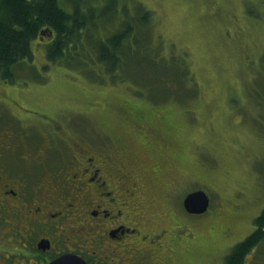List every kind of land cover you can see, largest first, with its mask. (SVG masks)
Segmentation results:
<instances>
[{"label":"rangeland","instance_id":"rangeland-1","mask_svg":"<svg viewBox=\"0 0 264 264\" xmlns=\"http://www.w3.org/2000/svg\"><path fill=\"white\" fill-rule=\"evenodd\" d=\"M128 1L132 10L141 4L153 11L157 50L174 72L165 81L145 74L159 80V91L137 98L128 79L113 85L109 75L95 71L82 79L60 64L47 66L43 84L45 46L33 44L38 66L16 79L29 88L1 82L0 112H8L7 124L9 113L22 118L19 139L31 146L43 134L48 140L55 127L66 136L78 130L73 137L83 146H106L113 134L115 142L122 137L132 143L127 151L139 162L133 177L138 191L126 192L143 224L124 220L138 230L114 239L96 227L101 242L89 252L97 264H226L264 208V0ZM143 83L145 93L154 85ZM163 93L169 101H162ZM161 161L159 174L150 170ZM145 172L167 187L166 196L148 195L153 177ZM25 178L35 179L33 173ZM197 186L212 196L204 216L189 215L180 204ZM70 236L76 240L77 233ZM254 252L249 263L264 264V246Z\"/></svg>","mask_w":264,"mask_h":264},{"label":"trees","instance_id":"trees-1","mask_svg":"<svg viewBox=\"0 0 264 264\" xmlns=\"http://www.w3.org/2000/svg\"><path fill=\"white\" fill-rule=\"evenodd\" d=\"M127 1L0 0V85L4 81L17 82L18 89L28 90L29 87L25 88L16 79L25 69L33 70L35 68L33 64L38 66L35 61L37 53L33 44L36 46L40 44L45 46L44 55L46 56L44 69L42 68L45 77L41 76L43 84L47 82V66L60 64L69 70L72 68V72L75 71L74 74L79 77L90 78L88 71H95V75L104 78L105 75H109L114 81V83L110 82L113 85L121 86L122 81L128 79L127 82L134 85V96L151 97V92L159 91V80L165 81L174 72L170 64L164 63V59L160 57L157 50L159 42L154 37L153 11L141 4H134L135 8L132 10L130 1ZM174 58V56L169 57L170 63ZM137 65L140 72L137 71ZM148 73L160 79L155 81L156 79L145 75ZM95 80L103 81L104 79ZM143 82H152L154 85L145 93L148 85ZM192 90L196 95L195 90ZM167 92L173 94L174 97L179 96L176 89L170 88ZM20 94L29 95L30 93L20 92ZM162 96H164L161 97L162 101H169L170 97H167V94L163 93ZM159 99L156 102L160 103ZM118 108L121 112L125 110L122 107ZM5 113L8 112L0 114V127L8 125L6 122L9 120L6 121L3 117ZM9 115L13 121L14 114L9 113ZM144 131L149 136L147 130ZM61 132L55 127L50 131L48 140L43 134L40 136V141L38 140L33 146L29 145L27 140H20V145L12 141L11 143L18 147L16 154L20 161L24 158L26 160L32 158L30 152H37L40 156V154H45L44 151L61 150L63 146L64 149L80 148L75 145L77 140L73 137L75 133L80 135L78 130L70 131V136ZM113 139L117 140V136L114 134L110 137L106 136L107 145L127 146V142L122 137L116 142ZM79 144L82 148L86 146ZM124 154L126 158L127 153ZM20 156L23 157L20 158ZM128 157L136 160L135 155L129 154ZM137 162L133 163L130 158H126L127 174L131 177L134 176L139 166ZM160 163L162 162L157 165L159 172ZM152 169L154 168L150 170ZM148 175L153 177L150 173ZM152 181V192L148 195L153 196L154 194L157 198L161 195L166 196L167 187L156 183L154 177ZM193 189L197 187L190 190ZM254 223V230L239 241L233 251L228 254L226 264H250V254L264 246V208L256 216Z\"/></svg>","mask_w":264,"mask_h":264},{"label":"flooded vegetation","instance_id":"flooded-vegetation-1","mask_svg":"<svg viewBox=\"0 0 264 264\" xmlns=\"http://www.w3.org/2000/svg\"><path fill=\"white\" fill-rule=\"evenodd\" d=\"M11 114L13 121L0 127V237L5 240L0 241V264H49L67 251H80L89 264H97L91 254L101 242H95L96 227L102 236L114 239L138 230L124 220L143 224L144 216L134 212L136 200L127 199L126 191H138L126 169L129 143L82 148L77 141L80 148L44 151L40 156L30 152L32 158L20 161L11 141L20 145L21 117ZM153 168L160 173L158 166ZM25 173H33L35 179L29 182ZM155 204L149 213L157 212ZM75 233L76 240L70 236ZM45 239L48 247L40 244Z\"/></svg>","mask_w":264,"mask_h":264},{"label":"water","instance_id":"water-1","mask_svg":"<svg viewBox=\"0 0 264 264\" xmlns=\"http://www.w3.org/2000/svg\"><path fill=\"white\" fill-rule=\"evenodd\" d=\"M184 204L189 211L198 213L206 211L209 206V196L203 190H197L196 192L189 193L185 200ZM40 244L43 247H48L49 241L46 239ZM49 264H88L85 258L79 253L67 252L64 253L56 259L50 261Z\"/></svg>","mask_w":264,"mask_h":264},{"label":"bare ground","instance_id":"bare-ground-1","mask_svg":"<svg viewBox=\"0 0 264 264\" xmlns=\"http://www.w3.org/2000/svg\"><path fill=\"white\" fill-rule=\"evenodd\" d=\"M48 40V39H47Z\"/></svg>","mask_w":264,"mask_h":264}]
</instances>
